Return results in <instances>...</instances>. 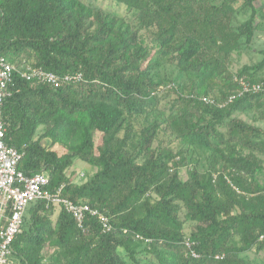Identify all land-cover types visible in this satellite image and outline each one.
<instances>
[{
	"label": "trees",
	"instance_id": "16d2710c",
	"mask_svg": "<svg viewBox=\"0 0 264 264\" xmlns=\"http://www.w3.org/2000/svg\"><path fill=\"white\" fill-rule=\"evenodd\" d=\"M112 1L129 19L82 0H0V56L82 75L56 89L13 75L0 119L6 144L21 154L18 170L47 174L50 191L64 185L63 197L87 203L111 225L104 232L87 214L81 230L63 210L37 201L10 245V260L254 264L247 253L264 250V126L239 116L255 112L264 123V99L242 93L226 101L240 91L235 78L264 83V52L260 62L230 71L233 54L257 28L256 0ZM163 65L186 84L161 75ZM75 160L96 169L83 183L67 173Z\"/></svg>",
	"mask_w": 264,
	"mask_h": 264
},
{
	"label": "built area",
	"instance_id": "2783aa9c",
	"mask_svg": "<svg viewBox=\"0 0 264 264\" xmlns=\"http://www.w3.org/2000/svg\"><path fill=\"white\" fill-rule=\"evenodd\" d=\"M17 74L26 81H36L52 88L64 87L70 83L82 81V75L67 74L59 76L55 73L35 67L30 62L17 64L7 57L0 56V108L4 99L9 95L8 85ZM240 85V91L227 97L231 102L242 93H261L264 99V83H250L244 78H235ZM205 103L223 106L224 101L215 102L213 99L203 97ZM6 128L0 119V264H10V245L20 232L23 218L30 205L43 201L46 208L50 205L63 210L76 222L79 229L84 230L86 215L94 216L104 232L111 230L109 219L102 212L90 207L87 203H75L62 196L61 185L55 191L48 189L49 181L45 173L26 176L18 170L21 158L19 151L5 142ZM84 178V174L78 175ZM137 238H140L137 236ZM263 239V236L260 237ZM145 243L149 240L145 239ZM184 244L192 258L199 257L192 248V243L185 239Z\"/></svg>",
	"mask_w": 264,
	"mask_h": 264
},
{
	"label": "rangeland",
	"instance_id": "374dc122",
	"mask_svg": "<svg viewBox=\"0 0 264 264\" xmlns=\"http://www.w3.org/2000/svg\"><path fill=\"white\" fill-rule=\"evenodd\" d=\"M85 3L92 2L95 6L100 7L102 9L115 12L119 14L122 17H125L129 19L130 13L127 12L124 6L116 4L112 0H82ZM241 5V1L238 2L235 5V9H238ZM254 7L258 10V13L256 15V25L257 28L254 32V36L249 44H246L243 46L240 54H233L231 59V66L230 71L232 73H235L237 70H239L244 65H254L258 62H260L263 58V55L261 54L264 52V0H256L254 2ZM250 11L247 10L245 12H240L238 15V19L240 21H244L246 18H248ZM161 75L172 79L174 84L177 86H184L186 84V78L184 75H182L178 70H176L174 67L169 65H163L161 68ZM215 97V94L212 93V97ZM240 119L243 121L253 124L255 126L263 127L264 123L257 121V115L255 112H249L247 114H243L239 116ZM162 140H166V137H161ZM95 144H99L100 140V134L97 132L94 136ZM156 141L154 145H157ZM43 145L45 147H49V142L47 140H44ZM172 147L176 148V142L172 144ZM52 150H56L59 153H62L60 147L55 145L51 148ZM264 160V156H261ZM194 160H198L197 162V168L199 170H203L205 168V162L203 159H201V156L198 152L194 154ZM96 171L95 168L91 167L87 163H84L80 160H75L73 165L68 169V174H71L72 181L74 183H83L88 177L92 176L93 173ZM84 174V178H79L78 175ZM180 177L182 180H186L187 178V169L182 168L180 170ZM192 230V226H189V224L185 225V235H189L190 231ZM247 257L252 261L254 264H264V250L255 253L254 251L248 252ZM10 264H17L16 261L10 260Z\"/></svg>",
	"mask_w": 264,
	"mask_h": 264
}]
</instances>
